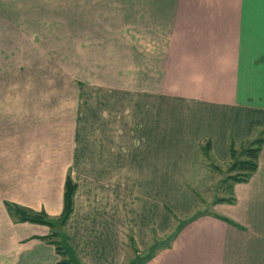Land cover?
Here are the masks:
<instances>
[{
  "label": "crops",
  "instance_id": "0c3cea01",
  "mask_svg": "<svg viewBox=\"0 0 264 264\" xmlns=\"http://www.w3.org/2000/svg\"><path fill=\"white\" fill-rule=\"evenodd\" d=\"M135 1L130 9L143 13L117 22L124 33L96 39L119 44L111 54L124 59L112 71L118 85L61 76L55 66L51 78L25 77L24 50L1 36L0 264H59L42 238L49 227L15 222L5 202L58 216L68 173L77 189L66 230L84 264H122L130 241L140 251L172 230L173 211L198 216L145 264H264V142L233 200L193 209L195 191L218 181L203 141L224 165L229 140L264 125V0ZM141 187L150 215L135 209Z\"/></svg>",
  "mask_w": 264,
  "mask_h": 264
},
{
  "label": "rangeland",
  "instance_id": "374dc122",
  "mask_svg": "<svg viewBox=\"0 0 264 264\" xmlns=\"http://www.w3.org/2000/svg\"><path fill=\"white\" fill-rule=\"evenodd\" d=\"M114 1L117 4L116 9L119 4H122L121 12L111 8ZM144 1L147 0H136L133 5L142 6ZM128 4L129 0H0V39L1 36L5 41L11 39L14 45L24 50L25 77L38 71L40 77L45 79V76L49 75L51 78L52 72L49 68L55 66L61 68L63 72L61 76L68 75L64 73L66 69L71 70L85 83L118 85L120 80H116L117 75L112 74V71L117 69L116 66H122L124 59L112 58L111 54H113V48H118L119 44L96 39L101 36L109 39L112 37L111 33H124L118 31L120 27L117 22H130L131 12L143 13L142 7L134 10L130 9L132 3ZM256 66L258 65H253L249 70L259 72ZM263 126H260L259 130ZM202 160L206 161L204 156ZM169 163L176 172L180 170L176 156H172ZM226 163L222 165L223 169L226 168ZM214 187L206 193L195 191L203 202V204L195 203L193 208L195 213L204 211L202 209L212 211V200L215 201L216 197L229 198L231 196V192L215 193ZM143 193L142 187L135 190L133 198L135 209L137 212L144 211L146 215H150L149 207L152 211H155V207L151 202L143 204ZM175 214L181 219L188 218L173 211L169 220L171 224H175ZM170 226V228L173 227ZM154 236L158 239L165 237ZM152 239L153 236L148 239L145 248L140 251L128 246L126 258L122 264H130L143 255L142 252L146 250Z\"/></svg>",
  "mask_w": 264,
  "mask_h": 264
},
{
  "label": "trees",
  "instance_id": "16d2710c",
  "mask_svg": "<svg viewBox=\"0 0 264 264\" xmlns=\"http://www.w3.org/2000/svg\"><path fill=\"white\" fill-rule=\"evenodd\" d=\"M55 77V76H53ZM72 83L80 84V80L72 79ZM264 142V126L253 131L252 136L243 142L236 143L234 140H229L228 143V159L226 168H222L218 162L211 155L210 141H203L201 145L202 156L205 157V162L213 169L217 182L213 185L215 193H228L232 191L235 183L243 182L255 172L258 166V155L262 143ZM204 161V160H203ZM77 183L72 179L70 174L66 175L63 189V206L62 211L58 216L51 217L44 210H35L20 204L5 202V207L9 215L15 222H33L45 224L50 231L45 239L47 243L55 248L56 254L59 257L60 264H82L79 260L73 246L71 245L69 235L66 230L68 219L73 211V199ZM233 196L223 198L216 197L215 202L231 201ZM175 216V227L163 238L158 239L153 237L149 242L143 255L139 256L130 264H143L156 256L161 250L171 247L181 229L190 221H192L198 214L192 215L189 218L181 219L178 215ZM216 216L222 220L230 221L221 215ZM129 246L134 247L132 241Z\"/></svg>",
  "mask_w": 264,
  "mask_h": 264
}]
</instances>
